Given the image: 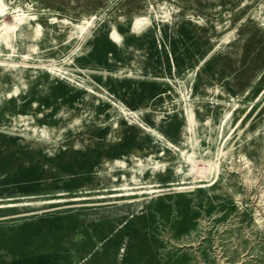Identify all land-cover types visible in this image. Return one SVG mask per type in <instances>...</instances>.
Segmentation results:
<instances>
[{"label":"rangeland","instance_id":"rangeland-1","mask_svg":"<svg viewBox=\"0 0 264 264\" xmlns=\"http://www.w3.org/2000/svg\"><path fill=\"white\" fill-rule=\"evenodd\" d=\"M0 2V264H264V0Z\"/></svg>","mask_w":264,"mask_h":264},{"label":"bare ground","instance_id":"bare-ground-1","mask_svg":"<svg viewBox=\"0 0 264 264\" xmlns=\"http://www.w3.org/2000/svg\"><path fill=\"white\" fill-rule=\"evenodd\" d=\"M12 14H13V21L3 24L4 25L3 26V32H2V34L0 33V45L2 46V48H6V49H12V47H13L12 42H14V36H13L14 30L16 28L20 29V27L24 23V21L26 19H28V16H24V15L17 14L14 12ZM5 15H6V10L0 2V18L4 17ZM80 29H82V27H80ZM119 38H120V36H119ZM32 39H34L33 36H32ZM22 58H26V55H24ZM187 117H188V121H189V131H194L195 120L193 118L192 113L189 110H187ZM149 132L154 133V130L151 129V130H149ZM185 160H186V158H185Z\"/></svg>","mask_w":264,"mask_h":264}]
</instances>
